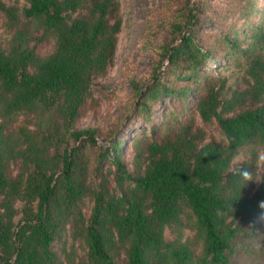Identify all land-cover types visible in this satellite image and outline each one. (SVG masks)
I'll list each match as a JSON object with an SVG mask.
<instances>
[{
	"label": "trees",
	"instance_id": "16d2710c",
	"mask_svg": "<svg viewBox=\"0 0 264 264\" xmlns=\"http://www.w3.org/2000/svg\"><path fill=\"white\" fill-rule=\"evenodd\" d=\"M164 1L181 4L156 26L165 35L150 83L131 80L136 101L123 122L133 131L123 138L77 125L114 63L120 0H0V264L233 263L264 200V188L233 175L264 150V25L237 26L258 0L220 10L223 33L209 38L199 30L208 0ZM230 60L243 68L240 84L209 71ZM199 121L223 141L208 140ZM245 146L250 158L233 165Z\"/></svg>",
	"mask_w": 264,
	"mask_h": 264
},
{
	"label": "rangeland",
	"instance_id": "374dc122",
	"mask_svg": "<svg viewBox=\"0 0 264 264\" xmlns=\"http://www.w3.org/2000/svg\"><path fill=\"white\" fill-rule=\"evenodd\" d=\"M4 1L8 4L17 3L22 5L24 3V0ZM120 2L123 23L119 33L114 63L108 69L104 78L96 80L92 84V100L89 101L77 125L79 128L88 126L97 128L102 135L114 133V135L128 138L133 129L124 125V114L136 101L132 92L131 80L135 78L142 86L150 83V67L156 57L157 47L161 45L165 35L164 30L156 32V26L161 20L171 19L174 9L181 4V1L178 4L175 2L167 4L164 0H120ZM236 2L244 4L245 0H208L206 10L211 16L202 21L199 28L201 34L206 38H209L212 33L222 34L223 28L218 25V18L215 15L219 14L222 9L232 8V5ZM256 8V12L250 15L249 21L243 23V19L237 20V26L242 27L241 31H245L250 25L254 26L259 22L264 25V0H258ZM238 14L234 9L233 14H230L233 16L231 19L237 17ZM149 24L154 28L155 33H146ZM6 35L3 16L0 13V39ZM39 50L43 54L50 53L53 50V43L45 42L40 45ZM208 62L212 67L215 66L213 60ZM221 64L223 65H219L218 68L211 70L208 68V70L214 75L222 73V75L227 76L228 83L240 84L243 68L238 67L233 60L222 61ZM165 66L166 62L163 63L161 69ZM199 123L205 129L208 140L223 141L224 137L215 125H203L200 121ZM97 140L100 146L109 145V142L102 136H98ZM123 150L125 158L130 162L132 156L130 147L124 144ZM93 154L94 151L89 148L85 153L90 162ZM250 155L251 149L249 146L239 148L233 159V165L250 158ZM255 188L256 186L253 185L252 190ZM88 208H90L89 201L86 202L84 210ZM254 220L255 215L253 214L250 222L243 229V233L239 235L240 250L234 257L232 264H264V224L256 223L253 226ZM66 233L68 244L71 237H69L68 231ZM191 233L192 231L189 229L185 230L186 235H191ZM166 235L171 236L169 231L166 232ZM75 247L79 257L82 256L83 249L80 246V241L75 242ZM54 248L56 250L60 249L61 241L57 242Z\"/></svg>",
	"mask_w": 264,
	"mask_h": 264
},
{
	"label": "clouds",
	"instance_id": "9594fccd",
	"mask_svg": "<svg viewBox=\"0 0 264 264\" xmlns=\"http://www.w3.org/2000/svg\"><path fill=\"white\" fill-rule=\"evenodd\" d=\"M233 175L237 176L244 187L255 185L257 190L264 188V150H259L255 163L251 166L236 168ZM257 212L253 226L256 223L264 224V200L258 201Z\"/></svg>",
	"mask_w": 264,
	"mask_h": 264
}]
</instances>
